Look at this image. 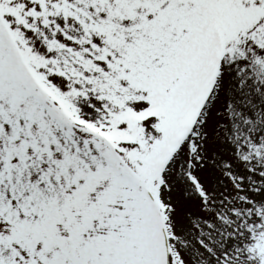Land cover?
Segmentation results:
<instances>
[{
  "label": "snow or ice",
  "instance_id": "obj_1",
  "mask_svg": "<svg viewBox=\"0 0 264 264\" xmlns=\"http://www.w3.org/2000/svg\"><path fill=\"white\" fill-rule=\"evenodd\" d=\"M0 264H264V0H0Z\"/></svg>",
  "mask_w": 264,
  "mask_h": 264
}]
</instances>
